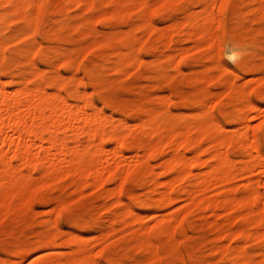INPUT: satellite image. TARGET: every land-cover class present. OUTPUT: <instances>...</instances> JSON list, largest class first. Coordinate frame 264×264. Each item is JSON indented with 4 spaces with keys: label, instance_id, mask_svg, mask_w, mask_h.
<instances>
[{
    "label": "rangeland",
    "instance_id": "rangeland-1",
    "mask_svg": "<svg viewBox=\"0 0 264 264\" xmlns=\"http://www.w3.org/2000/svg\"><path fill=\"white\" fill-rule=\"evenodd\" d=\"M12 1L0 264H264V0Z\"/></svg>",
    "mask_w": 264,
    "mask_h": 264
},
{
    "label": "bare ground",
    "instance_id": "bare-ground-1",
    "mask_svg": "<svg viewBox=\"0 0 264 264\" xmlns=\"http://www.w3.org/2000/svg\"><path fill=\"white\" fill-rule=\"evenodd\" d=\"M1 1V0H0ZM2 1H4V0H2ZM14 2H16V1H18V0H13ZM12 1V3H14ZM25 1H27L28 3H29V1L28 0H25ZM26 2V3H27ZM31 2H33V0H31ZM31 2H30V4H31ZM35 2V1H34ZM38 3H41V1L39 2V1H37V6L38 5H41V4H38ZM10 4H11V2H10ZM29 4V5H30ZM120 62V61H119ZM24 89V88H23ZM27 89V88H26ZM31 90H29L28 91V94H29V92H30ZM3 92H5V91H3ZM26 92V90L24 89V93ZM27 94V93H26ZM85 96V95H84ZM35 97V96H34ZM30 98V97H29ZM29 100V99H28ZM89 101V100H88ZM35 103H36V101H34V98H30V100H29V106H28V114H29V116H30V114H32V115H36L35 113H36V111H35ZM20 104V102L17 100V99H14L13 100V102H12V108H13V110H14V113L15 114H17L18 116L20 115V111H19V109H18V105ZM32 109V111H30ZM26 110V111H27ZM81 110V109H80ZM52 111V112H51ZM50 112H51V114H50V112H49V118H50V120H52V121H55V120H57L56 118H58V117H60V113L59 112H57L56 111V108H55V110L52 108V110H51ZM59 111V110H58ZM81 111H79V113H80ZM4 114H9V112H6L5 111V113H1L0 112V116H1V118L3 117V115ZM27 114V115H28ZM82 114H83V120H82V123L84 124V126L83 127H86V126H89V123H95V122H99L100 124H101V122H100V120L101 121H103L104 120V118L102 119V116H100V117H98L99 115H96L95 113H94V115H93V117L91 116V115H89V114H87V113H83V110H82ZM81 114V115H82ZM93 114V113H92ZM75 118H76V115L74 116ZM74 117H70V118H68V121L67 122H64V123H62V124H58L57 126H56V128H58V129H63V128H65L66 130L68 129V130H70L71 132H74L75 131V127H73L72 126V123H71V121H73L74 120ZM100 118V119H99ZM99 120V121H98ZM75 121V120H74ZM105 123V122H104ZM53 122L52 123H48V126L46 127V133H50V131L52 130V127H53ZM83 127H81V128H83ZM60 129V130H61ZM150 129V128H149ZM78 130H81V129H78ZM30 131L31 130H29V132L28 133H30ZM76 132V131H75ZM93 132V131H92ZM247 131L245 130L244 131V133L243 134H245ZM3 133H12L13 135H16L20 140L22 139L23 141L25 140V136H26V134L25 133H27V131H26V128H25V126H21V125H19V124H17V123H14L13 121H5L3 118L0 120V137L2 136V134ZM94 133H91V137H92V135H93ZM242 134V135H243ZM32 135V134H31ZM248 135V133L246 134V135H244L245 137ZM250 135H248L247 137H249ZM32 137H34V136H32ZM26 138H28V141H30V142H32L33 143V141L32 140H34V139H29V138H31V137H29V136H27ZM36 138H37V136H36ZM42 138V137H41ZM93 138V137H92ZM251 138H252V135H251ZM249 139H250V137H249ZM24 142H27L26 140L24 141ZM7 142H5V141H2V144L4 145V146H6V147H8V145L6 144ZM56 142H54V140L52 141V144H53V146H55L56 144H55ZM253 143V142H252ZM26 144H28V143H26ZM27 147H26V149H27V151H26V153L28 152V150H29V147H31L32 145H26ZM34 146V145H33ZM52 146V147H53ZM56 147V146H55ZM54 147V148H55ZM255 147V146H254ZM255 149V148H254ZM168 166H171V171H176V172H178V171H180V168H183V163H181L180 161H178V160H174L170 165H168ZM249 168V167H248ZM248 168H245L246 170L248 169ZM167 169H170V167H168ZM249 170V169H248ZM203 183L205 182V180H201ZM200 181V182H201ZM183 194H186V191H184L183 192ZM172 198H174V197H171V195H169V196H167V197H164L163 199H161V201H160V207H164V206H166V205H168L169 204V202H170V204H172L173 203V200L174 199H172ZM175 200H177V198L175 199ZM175 200H174V202H175ZM178 200H179V198H178ZM171 201H172V203H171ZM183 214V213H182ZM181 215V214H180ZM178 216V215H177ZM176 216V217H177ZM178 218V217H177ZM179 220V219H178ZM179 222V221H178ZM54 242L55 241H53V240H48L47 242H45L44 244H45V248L44 249H46V248H48V247H52V246H54ZM36 246V245H35ZM35 246H32V247H30V248H28V250L27 251H23L20 255H27V254H30V253H32V252H34V251H37L39 248H37V247H35ZM17 253V252H16ZM25 255V256H26ZM52 258L49 256V257H47L46 259H44L43 261H40V262H37V264H45L46 262H48V261H50ZM15 262V261H14Z\"/></svg>",
    "mask_w": 264,
    "mask_h": 264
}]
</instances>
